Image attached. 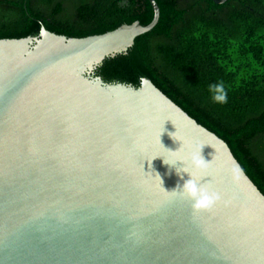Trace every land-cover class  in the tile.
Returning <instances> with one entry per match:
<instances>
[{"label": "water", "instance_id": "95a60500", "mask_svg": "<svg viewBox=\"0 0 264 264\" xmlns=\"http://www.w3.org/2000/svg\"><path fill=\"white\" fill-rule=\"evenodd\" d=\"M148 1L147 26L0 40V264H264V195L228 145L149 80L93 76L157 25Z\"/></svg>", "mask_w": 264, "mask_h": 264}, {"label": "trees", "instance_id": "16d2710c", "mask_svg": "<svg viewBox=\"0 0 264 264\" xmlns=\"http://www.w3.org/2000/svg\"><path fill=\"white\" fill-rule=\"evenodd\" d=\"M74 9L63 15V4ZM157 25L95 71L105 84L149 80L199 125L223 140L264 195V0H155ZM148 0H0V40L47 31L86 38L122 25H149ZM223 83L227 103L209 85Z\"/></svg>", "mask_w": 264, "mask_h": 264}, {"label": "clouds", "instance_id": "9594fccd", "mask_svg": "<svg viewBox=\"0 0 264 264\" xmlns=\"http://www.w3.org/2000/svg\"><path fill=\"white\" fill-rule=\"evenodd\" d=\"M209 92L212 94L211 98L214 103L224 104L227 103V92L224 88L223 83H213L209 85ZM169 135H172L171 133ZM161 142V140H160ZM163 146V145H162ZM164 147V146H163ZM163 163L165 165L174 166L169 164L164 157ZM155 159V158H154ZM153 159V160H154ZM193 166L200 167L202 164H207L200 156L199 159L193 158ZM188 173L187 171H184ZM179 174L180 172L177 171ZM189 174V173H188ZM190 175V174H189ZM159 176V175H158ZM191 179L187 181L181 190V195L190 199L192 203V208L195 213H199L200 211L211 209L215 206L217 201L220 199V195L214 191H212L208 186L201 184L196 179H194L190 175ZM160 178V177H159ZM168 192V191H166ZM176 190L168 192L174 193Z\"/></svg>", "mask_w": 264, "mask_h": 264}, {"label": "rangeland", "instance_id": "374dc122", "mask_svg": "<svg viewBox=\"0 0 264 264\" xmlns=\"http://www.w3.org/2000/svg\"><path fill=\"white\" fill-rule=\"evenodd\" d=\"M63 7H64V13H63V15L66 16L67 18H69V17L73 18L74 17L73 14L75 12H74V9L70 6V4H68L67 2H65L63 4Z\"/></svg>", "mask_w": 264, "mask_h": 264}]
</instances>
